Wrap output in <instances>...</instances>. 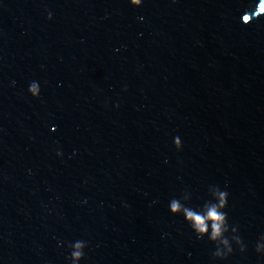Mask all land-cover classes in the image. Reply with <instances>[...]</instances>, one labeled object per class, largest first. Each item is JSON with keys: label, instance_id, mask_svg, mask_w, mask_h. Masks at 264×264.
<instances>
[{"label": "water", "instance_id": "obj_1", "mask_svg": "<svg viewBox=\"0 0 264 264\" xmlns=\"http://www.w3.org/2000/svg\"><path fill=\"white\" fill-rule=\"evenodd\" d=\"M262 8L0 0V264H264ZM213 187L224 259L169 210Z\"/></svg>", "mask_w": 264, "mask_h": 264}, {"label": "clouds", "instance_id": "obj_2", "mask_svg": "<svg viewBox=\"0 0 264 264\" xmlns=\"http://www.w3.org/2000/svg\"><path fill=\"white\" fill-rule=\"evenodd\" d=\"M130 4L134 8H140L142 6V0H130ZM29 92L34 98H38L40 95V87L37 82H33L29 86ZM177 150L181 148V141L176 138L174 141ZM59 155V153H58ZM214 191H209L211 197L206 201L202 207L193 208L188 206V201L182 203L181 199L173 198L169 202V210L173 216L182 215L192 231L195 233L197 239H203L207 237L208 240L216 245V250L213 253L217 259H224L226 255L232 253V247L227 237L229 227L227 223V214L224 211L227 207L228 193L222 191L219 187H213ZM235 234L236 229H232ZM233 239L237 245H241V240L235 235ZM71 253L70 259L72 264H79L84 258V249L86 243L84 241L77 240L70 245ZM257 252H264V247L261 244L257 245ZM241 251L244 248L241 247Z\"/></svg>", "mask_w": 264, "mask_h": 264}, {"label": "snow or ice", "instance_id": "obj_3", "mask_svg": "<svg viewBox=\"0 0 264 264\" xmlns=\"http://www.w3.org/2000/svg\"><path fill=\"white\" fill-rule=\"evenodd\" d=\"M262 11H264V8H262Z\"/></svg>", "mask_w": 264, "mask_h": 264}]
</instances>
